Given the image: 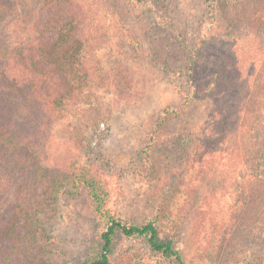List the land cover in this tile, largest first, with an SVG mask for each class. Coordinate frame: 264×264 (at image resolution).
<instances>
[{"label":"rangeland","instance_id":"374dc122","mask_svg":"<svg viewBox=\"0 0 264 264\" xmlns=\"http://www.w3.org/2000/svg\"><path fill=\"white\" fill-rule=\"evenodd\" d=\"M87 1L100 19L92 83L43 132L38 156L99 167L113 185L110 212L135 224L155 219L186 264H264V0ZM44 2L19 0L0 24L5 126L34 131L29 100L7 97V52L23 44L34 17L46 28ZM166 107L183 109L147 150L146 164L145 147ZM0 161V264H83L100 245L105 219L72 189L56 213L42 189L22 187L12 158ZM43 195L42 210L36 200ZM21 205L40 211L30 222L38 236L31 246L9 232L25 221H14ZM113 264L178 263L141 238L119 236Z\"/></svg>","mask_w":264,"mask_h":264},{"label":"trees","instance_id":"16d2710c","mask_svg":"<svg viewBox=\"0 0 264 264\" xmlns=\"http://www.w3.org/2000/svg\"><path fill=\"white\" fill-rule=\"evenodd\" d=\"M18 2L19 0H0V24L7 14L15 12ZM42 9V12L48 11L46 28L54 30V36L47 37L46 28L39 27L36 24L38 19L34 17L28 22L23 44L7 52L11 61L6 67V77L12 90L7 97L25 96L29 100V110L34 113L27 120L35 123L30 121L34 124V131L25 125L15 126L10 123L5 126L6 123H0V155L2 153L7 159H13L16 168H11L12 171L17 169L25 179L22 187L27 188V191L29 187L36 191L42 189V194L49 202L47 206L56 203L51 210L59 212L57 203L60 196L67 189H72L70 195L81 200L94 215L105 219L99 237L100 245L83 264H113L114 249L119 236L128 239L141 238L153 253L165 259L174 258L178 264H186L173 242L161 239L155 219L135 224L110 212L108 202L113 196V185L99 167L77 158L58 161L54 155L48 158L38 156L36 148L43 145V132L60 118L68 106L77 104L80 96H85L86 89L92 83L91 77L97 63L90 54L94 49L99 28L94 26L100 21L99 15L89 6L87 0H45ZM61 13L65 17L63 23L58 20ZM40 17L41 15L38 16ZM92 27L95 29L90 31ZM183 100L184 108L189 98L184 96ZM180 110L166 107L162 111L145 147L146 164L150 160L147 150L159 142L167 122L174 114L180 113ZM44 195L36 200L37 206L42 210L47 204L43 199ZM32 210V206L28 209L19 206L14 221H25L20 228L15 225L9 227L11 234H20L19 241H30V246L38 242L37 233H32L30 222L33 221V216L40 213L39 210L31 212ZM46 212L44 210L43 214ZM49 246H53V242L47 248Z\"/></svg>","mask_w":264,"mask_h":264}]
</instances>
